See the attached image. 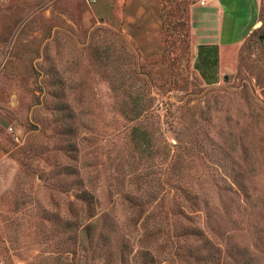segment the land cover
<instances>
[{"label": "rangeland", "instance_id": "1", "mask_svg": "<svg viewBox=\"0 0 264 264\" xmlns=\"http://www.w3.org/2000/svg\"><path fill=\"white\" fill-rule=\"evenodd\" d=\"M200 2L0 0V264H264V30L206 85Z\"/></svg>", "mask_w": 264, "mask_h": 264}, {"label": "crops", "instance_id": "2", "mask_svg": "<svg viewBox=\"0 0 264 264\" xmlns=\"http://www.w3.org/2000/svg\"><path fill=\"white\" fill-rule=\"evenodd\" d=\"M261 5L262 0H206L205 5L199 4L193 32L196 44L204 50L202 60L198 54L195 64L206 85L219 84L224 57L262 27Z\"/></svg>", "mask_w": 264, "mask_h": 264}, {"label": "trees", "instance_id": "3", "mask_svg": "<svg viewBox=\"0 0 264 264\" xmlns=\"http://www.w3.org/2000/svg\"><path fill=\"white\" fill-rule=\"evenodd\" d=\"M263 10H264V7H263V3H262V5H261V21L263 22V23H262V27H261L258 31H256L253 35H255V34H257V33H259V32H261V31L264 30V19H263V17H262V12H263ZM253 35H251V37H252ZM251 37H250V38H251ZM250 38H249V39H250ZM203 50H204V47H200V50H199V56H198L200 60H202V58H203ZM197 62H198V61H197ZM197 62H196V63H197ZM195 69H196V70H199L197 64H195ZM203 79H205V78L203 77ZM207 84H210V83L207 82ZM210 85H212V84H210ZM137 132H138V130L135 131V136L139 137L140 139H146V133H145V132H140L139 134H138ZM198 233L201 234V231H198ZM202 233H203V232H202Z\"/></svg>", "mask_w": 264, "mask_h": 264}, {"label": "built area", "instance_id": "4", "mask_svg": "<svg viewBox=\"0 0 264 264\" xmlns=\"http://www.w3.org/2000/svg\"><path fill=\"white\" fill-rule=\"evenodd\" d=\"M205 3H206V0H201L200 2L201 5H205Z\"/></svg>", "mask_w": 264, "mask_h": 264}]
</instances>
